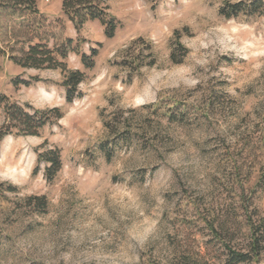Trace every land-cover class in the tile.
<instances>
[{"label": "rangeland", "instance_id": "rangeland-1", "mask_svg": "<svg viewBox=\"0 0 264 264\" xmlns=\"http://www.w3.org/2000/svg\"><path fill=\"white\" fill-rule=\"evenodd\" d=\"M101 1L118 23L112 39L96 21L77 32L61 0H39L40 15L20 25L0 19L9 55L41 43L57 52L72 39L68 57H56L85 74L68 105L61 70L0 57V95L63 115L39 136L0 143V264H117L122 253L169 264L185 244L223 264L227 252L201 220L246 250L249 223L264 219V14L220 15L226 2L251 0ZM6 118L0 106V127ZM112 141L108 161L100 146ZM47 148L63 162L52 183L37 161ZM31 197H45L46 211ZM146 227L142 243L133 238Z\"/></svg>", "mask_w": 264, "mask_h": 264}, {"label": "trees", "instance_id": "trees-1", "mask_svg": "<svg viewBox=\"0 0 264 264\" xmlns=\"http://www.w3.org/2000/svg\"><path fill=\"white\" fill-rule=\"evenodd\" d=\"M39 0H0V19L3 16H7L13 22L22 24L26 17L34 18L40 15L38 10ZM62 10L65 16L70 22H72L77 32H80L86 22L96 21L101 23L105 27V36L112 39L115 35L118 23L109 13V8L104 5L101 0H61ZM263 15L264 14V2L262 0H251L250 2L239 1L235 4L226 2L220 9V15L226 19H236L239 15ZM74 41L71 39L67 42L62 50L57 52L51 51L46 44L29 45L27 51L21 50L19 57L9 55L7 50L1 46L0 42V57L9 56L11 62L23 69L31 68L36 70L51 69L61 70L64 74L63 87L66 90L65 100L68 105L73 104L77 97L80 96L79 87L85 80V74L80 70L68 71L66 65L59 61L56 57L60 55L63 59L68 57V52ZM183 49V48H182ZM186 55L187 51L184 50ZM99 53L97 50L92 49L91 55L82 56V64L85 69H92L95 65V59ZM173 60L176 62V54L173 55ZM178 63V62H177ZM0 106H4L5 115L7 116L5 123L0 127V143L10 135L17 136H39L44 128L48 125H55L63 118V115L59 108L38 110L28 105L26 108H22L17 103H11L9 99L0 95ZM178 107L175 106L174 110ZM185 116V114H183ZM176 115L169 112V119L172 122ZM114 131L116 139H122L127 141L131 136L130 132H126L123 136ZM117 143H105L100 146V152L104 158L111 161L115 155V149ZM262 147L264 149V138L261 140ZM38 164L45 165L44 177L47 182L52 183L57 178L60 170L62 169L63 162L61 160V153L58 149L47 148L44 152L38 155ZM264 178V175L263 177ZM14 191V190H12ZM29 201H35L36 206L46 211L48 205L45 197H31ZM202 224L205 230H208L212 238L218 241L224 246L226 253V259L223 264H264L261 259V254L264 251V219H262L257 228L255 225L250 224V245L244 250L235 249L229 244L223 241L222 234L216 229L215 221L208 219H202ZM191 223V222H189ZM196 241V240H194ZM194 243V242H193ZM204 246H190L185 244L183 248L176 247L175 254L169 264H215L207 258L206 253L203 252Z\"/></svg>", "mask_w": 264, "mask_h": 264}, {"label": "clouds", "instance_id": "clouds-1", "mask_svg": "<svg viewBox=\"0 0 264 264\" xmlns=\"http://www.w3.org/2000/svg\"><path fill=\"white\" fill-rule=\"evenodd\" d=\"M143 224H147V221L142 222ZM154 226V225H153ZM140 226H134V229L139 228ZM151 232V227H146L142 233H137L135 230L133 231L132 235L134 239H137L138 242H143L147 238V235L150 234ZM117 264H133V257L129 255L128 253H122L121 256L118 258Z\"/></svg>", "mask_w": 264, "mask_h": 264}]
</instances>
